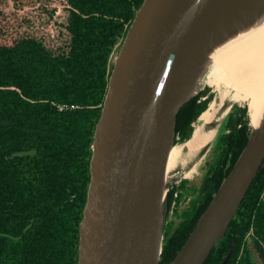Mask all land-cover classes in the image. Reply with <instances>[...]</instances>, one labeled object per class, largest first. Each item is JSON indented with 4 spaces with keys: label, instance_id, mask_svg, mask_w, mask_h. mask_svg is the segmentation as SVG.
<instances>
[{
    "label": "trees",
    "instance_id": "trees-1",
    "mask_svg": "<svg viewBox=\"0 0 264 264\" xmlns=\"http://www.w3.org/2000/svg\"><path fill=\"white\" fill-rule=\"evenodd\" d=\"M144 1L65 0L58 42L35 37L17 41L34 94L17 93L9 104L0 100V264H79L93 145L110 86L111 58ZM3 90L0 75V95ZM200 92L177 114L174 145L191 137V123L211 102L197 103ZM247 116L248 107L237 116L230 114V132L191 212L163 242L158 264L172 263L234 168L253 134L250 117L248 123L243 120ZM168 188L163 235L174 191ZM248 237L264 264V163L205 264H222L229 254L227 264H253Z\"/></svg>",
    "mask_w": 264,
    "mask_h": 264
},
{
    "label": "water",
    "instance_id": "water-1",
    "mask_svg": "<svg viewBox=\"0 0 264 264\" xmlns=\"http://www.w3.org/2000/svg\"><path fill=\"white\" fill-rule=\"evenodd\" d=\"M225 1L233 3L231 11L241 4L145 0L138 11L96 126L79 264H158L167 197L157 207L160 178L174 146L177 114L198 92L178 103V90L196 49L226 18L220 17ZM263 163L264 131L253 127L246 148L171 264L206 263Z\"/></svg>",
    "mask_w": 264,
    "mask_h": 264
},
{
    "label": "rangeland",
    "instance_id": "rangeland-1",
    "mask_svg": "<svg viewBox=\"0 0 264 264\" xmlns=\"http://www.w3.org/2000/svg\"><path fill=\"white\" fill-rule=\"evenodd\" d=\"M64 2L65 0H0V75L4 89L0 95V100L5 104L13 102L17 93L21 95L34 94V82L24 74L26 67L23 66L24 62L21 60L22 54L20 53L21 46L17 41L22 37H35L43 42L46 41V43L55 44L56 40L58 42L59 30L63 28L60 23L65 18ZM250 7H253V5ZM254 9L256 11L257 7H254ZM226 18L223 20L225 25L221 23L218 27L220 32L226 24L232 22V20L226 22ZM121 47L122 44L118 45L112 55V69L115 66ZM260 65L257 67L259 70L257 72H261L260 76L264 80V64ZM211 72L212 68L205 71L203 81L197 87L196 92L201 91L197 103L204 102L207 98H211L212 101L217 97L224 109L230 108L229 115L223 114L220 120L215 122L214 128L216 129L213 132L212 142L210 141L204 150L193 156L184 151L174 167L171 168L168 186L172 187L174 191L163 242L173 234L191 212V205L199 195L204 181L210 173V167L214 164L216 156L221 150V142L230 132V114L233 113L237 116L240 108L248 105L247 101L241 97H234L235 90L229 86L222 85L219 89L210 86L207 81L211 76ZM227 91L228 93H226ZM199 117L191 123V135L195 128L201 124ZM247 117V119L244 117L243 120L248 123L249 116ZM184 143L185 141L178 140L175 146H183ZM168 191L169 188H167V193ZM247 249L253 264H262L251 237L247 238Z\"/></svg>",
    "mask_w": 264,
    "mask_h": 264
},
{
    "label": "bare ground",
    "instance_id": "bare-ground-1",
    "mask_svg": "<svg viewBox=\"0 0 264 264\" xmlns=\"http://www.w3.org/2000/svg\"><path fill=\"white\" fill-rule=\"evenodd\" d=\"M240 3L238 9L233 8L231 11L233 3L224 2L220 17L226 16V22H232L226 24L221 32L220 28L213 29L206 36L205 43L198 46L178 90L177 101L181 103L194 94L203 81L205 71L212 68L207 83L216 89L226 85L235 90L234 97L247 101L251 125L257 131H264V80L260 76L261 72H257V67L264 64V0H240ZM254 7H257L256 11ZM229 111L230 108L224 109L216 97L200 115L201 124L195 128L191 137L183 146L174 145L170 149L160 178L157 207L166 196L171 168L184 151L193 156L204 150L213 139L215 122Z\"/></svg>",
    "mask_w": 264,
    "mask_h": 264
}]
</instances>
